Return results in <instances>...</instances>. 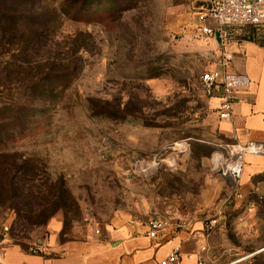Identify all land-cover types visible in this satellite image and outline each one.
<instances>
[{
	"label": "rangeland",
	"instance_id": "obj_1",
	"mask_svg": "<svg viewBox=\"0 0 264 264\" xmlns=\"http://www.w3.org/2000/svg\"><path fill=\"white\" fill-rule=\"evenodd\" d=\"M70 1L15 0L12 6L38 21L28 30L47 32L40 54L65 60V49L75 45L68 37L78 32L88 49L50 124L20 148L37 156L41 181H63L78 210L70 218L58 210L37 226L22 224L13 208H0V241L31 253L42 251L55 227L62 242L118 220L205 214L230 186L210 171L216 145L228 138L199 87V75L220 57L198 26L214 25L197 21L206 0H113L119 9L88 20L71 17ZM250 28L228 31L234 38ZM254 182L257 188L241 200L224 203L203 264H234L264 248V175ZM45 204L43 196L32 200L36 214Z\"/></svg>",
	"mask_w": 264,
	"mask_h": 264
},
{
	"label": "trees",
	"instance_id": "obj_2",
	"mask_svg": "<svg viewBox=\"0 0 264 264\" xmlns=\"http://www.w3.org/2000/svg\"><path fill=\"white\" fill-rule=\"evenodd\" d=\"M14 1L0 0V208H13L22 224L38 226L58 210L70 218L78 207L63 181L55 186L48 178L40 180L37 156L20 148L25 139L37 136L50 124L51 111L80 74L88 49L84 34L78 32L68 37L75 45L65 49L66 62L57 53L53 57L40 54L47 50L45 43L39 44L47 32L28 30L29 22L35 25L38 21L13 10ZM119 6L113 0H72L68 10H75L71 17L76 20H88L93 14L115 12ZM254 32L247 33L250 39ZM78 40L83 42L78 44ZM259 175L264 172L253 180ZM41 196L47 204L36 214L32 200ZM234 264H264V250Z\"/></svg>",
	"mask_w": 264,
	"mask_h": 264
},
{
	"label": "crops",
	"instance_id": "obj_3",
	"mask_svg": "<svg viewBox=\"0 0 264 264\" xmlns=\"http://www.w3.org/2000/svg\"><path fill=\"white\" fill-rule=\"evenodd\" d=\"M250 31H255L253 39L248 37ZM227 48L233 55L231 70L245 74L251 83L240 93L241 101L234 105L232 118L220 120L222 131L228 138L224 142L264 143V28L251 27L242 31L231 38ZM262 172L264 154L246 155L239 191L244 195L253 188L255 190L253 176ZM227 179L230 181L227 195L220 205L208 203L211 208L206 212L208 215L204 212H182L185 217L169 220L172 224L178 220L188 221L190 228L175 229L171 226L161 237L151 239L146 234V222L138 224L118 220L113 225H106L99 234L89 233L86 238L61 242L57 238L60 227L54 226L50 242L41 245L40 253H31L16 243L1 240L0 264H154L174 246L180 247L181 264H196L195 255L207 242L202 232V220L215 215L222 218L221 208L226 201L241 200L233 195V182Z\"/></svg>",
	"mask_w": 264,
	"mask_h": 264
},
{
	"label": "built area",
	"instance_id": "obj_4",
	"mask_svg": "<svg viewBox=\"0 0 264 264\" xmlns=\"http://www.w3.org/2000/svg\"><path fill=\"white\" fill-rule=\"evenodd\" d=\"M206 2V8L198 12L197 21L203 23L212 20L214 25L198 26L201 33L211 37L212 40L214 33H218L220 57L214 68L199 75V87L202 95L209 102L214 103L218 119L229 120L233 116L234 105L241 101L240 93L249 88L251 81L245 74L231 70L233 55L227 48L231 41L228 29L233 26L264 28V0H206ZM248 154H264V143L254 141L218 143L210 158V171L232 180V193L237 199H242L244 196L239 191V185L245 157ZM218 224V215L208 218L202 228L203 236L207 238L215 231ZM146 225V234L151 239L161 237L171 226L175 229L191 227L188 221L178 220L172 224L169 219L156 216L149 217ZM205 250L206 246L203 245L195 255L196 264L204 263ZM154 264H181L180 247L174 246L164 258Z\"/></svg>",
	"mask_w": 264,
	"mask_h": 264
},
{
	"label": "water",
	"instance_id": "obj_5",
	"mask_svg": "<svg viewBox=\"0 0 264 264\" xmlns=\"http://www.w3.org/2000/svg\"><path fill=\"white\" fill-rule=\"evenodd\" d=\"M213 40H214V43H215L216 47L219 48V38H218V33L217 32L214 33ZM261 250H264V248L258 250L257 252H260ZM257 252H255V253H257ZM255 253H253V254H255ZM253 254H251V255H253Z\"/></svg>",
	"mask_w": 264,
	"mask_h": 264
}]
</instances>
